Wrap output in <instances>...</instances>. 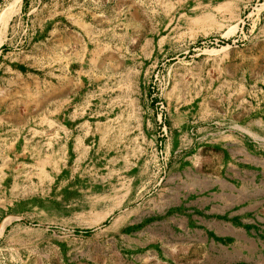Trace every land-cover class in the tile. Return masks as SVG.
Instances as JSON below:
<instances>
[{
  "label": "rangeland",
  "instance_id": "374dc122",
  "mask_svg": "<svg viewBox=\"0 0 264 264\" xmlns=\"http://www.w3.org/2000/svg\"><path fill=\"white\" fill-rule=\"evenodd\" d=\"M13 1L0 264H264V0Z\"/></svg>",
  "mask_w": 264,
  "mask_h": 264
},
{
  "label": "crops",
  "instance_id": "0c3cea01",
  "mask_svg": "<svg viewBox=\"0 0 264 264\" xmlns=\"http://www.w3.org/2000/svg\"><path fill=\"white\" fill-rule=\"evenodd\" d=\"M3 66V64H0V68ZM7 66V65H6ZM11 68V67H9ZM13 69V73L9 74V77L5 79L4 83H0V92H6L10 98L8 101H12L16 98H19V96L23 95L25 92H29L30 95L36 94L39 90V87L37 85L36 79L30 78L29 81L25 79V77H22V74L15 68ZM36 76V75H35ZM25 79V80H23ZM61 86V87H60ZM60 86L53 87L48 86V100H53L56 102H63L67 100V97H69L71 93V88L68 84H63ZM13 106V105H11ZM16 106L10 107L7 113H1L0 112V126H4L5 124L15 128L20 127L21 125H24L25 122L23 121L21 113L17 111ZM48 112H41L38 116L39 118H43L44 116L46 118H56L59 117L58 114H53V111L50 112V110H47ZM47 122H49L47 120Z\"/></svg>",
  "mask_w": 264,
  "mask_h": 264
},
{
  "label": "bare ground",
  "instance_id": "6f19581e",
  "mask_svg": "<svg viewBox=\"0 0 264 264\" xmlns=\"http://www.w3.org/2000/svg\"><path fill=\"white\" fill-rule=\"evenodd\" d=\"M21 0H14L11 8L3 15L2 17V25H5L7 23V20L9 19V17L12 15V13L15 11V5L19 4ZM229 31V30H228ZM106 216V215H105ZM2 227L0 226V234H2Z\"/></svg>",
  "mask_w": 264,
  "mask_h": 264
}]
</instances>
